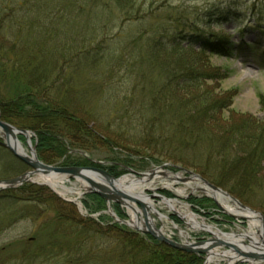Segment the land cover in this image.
<instances>
[{
	"label": "rangeland",
	"instance_id": "1",
	"mask_svg": "<svg viewBox=\"0 0 264 264\" xmlns=\"http://www.w3.org/2000/svg\"><path fill=\"white\" fill-rule=\"evenodd\" d=\"M1 1L3 2V7L8 2H14V6H10V4L4 11H1L0 25L3 27L2 30L6 31L7 29L8 35L31 32L40 34L44 38L51 37V41H58L64 44L65 48H74L75 46L78 48L80 46L86 50L88 48L91 50L103 48V52H98V55L94 52L96 55L95 63H90L93 61L92 59H87V63L83 62V64L87 65V69L82 70L79 75L77 74L74 80L75 82L79 80L77 82L80 87L78 90L84 91L85 99L82 98V102H86V107L89 110V112H83V109H80L76 115H78L77 117H84L89 126L97 129L99 134V136L97 135V142H89L90 145L85 144L86 147L82 149L76 143L73 144L67 138L64 139L65 136L62 137L63 139L58 137L56 143L66 148V154L70 157L68 159L64 158V156L58 157L53 153V150H48L40 154L39 160L41 162L51 166H66L67 160L82 161V157L76 152L84 150V154L83 152H79V154L84 155L88 161L96 165L117 163L119 167L124 166L131 169L132 172L127 171L124 175L134 178L147 177L148 181L152 182L150 187L143 188V194L153 201L154 207L160 213L166 215V218L159 220L156 214H153V224L160 229L165 237L180 243L209 242L215 238L223 239L217 233L226 234L228 237L230 234L239 236L241 233L248 231H258V226L261 228L259 219L257 223L249 222L246 216L228 211L218 197L208 191L201 190L200 188H207L202 181L196 178L184 180V178L190 176L187 173L188 171L200 176L199 171L202 166H199V164L196 168H191L175 159L166 157L164 154L166 153L165 150L160 149V145L165 141L162 136V138L156 136L154 143L148 148L140 147V144H136L144 142L141 134L137 131L141 128H147L140 124L147 120L144 121L139 115L133 116L132 112L134 110L132 108L130 110L129 108H123L125 104L120 102L124 99L123 96L129 95L131 92L140 93L139 96L142 97L141 95L146 93V89L149 88V90L153 91L154 86L163 85L164 79L161 72L163 66L160 65L158 67L155 63L159 61L165 62L164 59L168 55L160 58L154 57V59L148 58V55L150 53L154 55L155 51V48L154 50L150 49L151 38L149 41V35L151 33L148 30L157 23L154 19H151V15L155 14V18L162 19L163 23L167 20L164 25L168 33L172 32L171 27L175 24L174 21L169 22L168 20L171 18L173 20L177 16L181 19L179 22L182 25L177 24L178 29H186L187 27H183V24L189 19L191 21L195 20L199 29L207 31L210 27L206 26V21L204 22L197 16L214 3L218 8L228 7L227 10L230 13L232 12L233 15H230L228 21H222L219 25L214 26L212 23L211 29L214 32L231 34L232 40L235 42H238L239 38H241L240 40L245 44L244 48L234 50L230 56H225L208 51H199L196 46L190 49L183 41L181 46L184 56L191 62H197V66L205 70V72L214 70L223 76L219 80L215 79L205 84L213 90L215 97L223 98L225 95L230 100V102L228 101V107L222 112L224 118L228 115L238 117V114L249 115L256 119L264 118V37H262L263 40L260 45L253 44L261 39V35L255 26L258 15L254 16L253 14L260 12L259 17L262 18L261 26H264V0H235L233 4L228 0H137L142 3L143 8L141 11L146 12L149 9L150 13L145 14L143 19H137L136 21L125 19L120 15L119 9L113 8L114 4H102L100 0L97 2L99 7L90 9L82 7L83 9L79 10L68 5L71 0H0V4ZM80 1L82 6L86 4V0ZM148 1L150 2L149 4L146 3ZM252 3H254V8ZM149 5L150 7H148ZM8 19L12 21V24ZM20 24H23L22 27ZM11 39L12 37H10ZM246 43H250L251 46H246ZM169 48L171 49L172 47L170 46ZM176 48V51L179 52L178 46ZM194 52H197V54H194ZM178 54L176 53V55ZM168 61L170 60H166V62ZM10 77L11 74L7 79L5 77L6 82L0 81V92L2 94H6L8 91L6 88L8 81L11 80ZM0 79L5 80L3 75L0 76ZM42 94L37 96L43 97ZM2 111L0 107V119H2ZM13 111L16 114L17 109H13ZM10 112H12L11 109L6 108L4 113L7 115ZM20 121H22L21 118L18 123H22V128L16 127L28 131L30 136L29 144L34 148V152L38 157L35 143L31 139L35 132L29 128L28 123ZM165 126H168V124ZM168 130L167 137L169 138L173 136V127L170 126ZM18 139L22 142L28 155H30L26 137L18 134ZM0 140H3L1 134ZM13 157L8 150L0 149V180L17 176L29 169L27 166L24 167L25 165H18L16 158L14 157V159ZM126 160L128 161L125 165L124 161ZM152 170L156 171L153 176L138 175L139 173H147ZM38 174L40 173L33 174L27 181L22 183L30 182L46 186L57 198L67 204L71 203L80 219H89L97 222L100 228L118 224L130 230H137L142 234L152 236L148 232L136 229L141 227L127 223L130 215L126 205L120 204L125 216H118L112 207L113 202L96 194L104 199L101 204L102 208L93 210L85 207V199L90 204L95 203V200L88 196L95 193L86 192L82 189L81 184L84 180L78 179V177L62 175L66 177L63 182L67 187L80 190L81 193L80 195L66 194L61 197L57 194V190L46 182L32 180V177ZM258 175L264 179V164L260 167ZM122 176H119V178ZM98 178L95 181L105 183L102 176ZM3 186L4 184H0V188ZM179 190L182 191L179 192ZM254 191L256 193L254 197L252 196V202H250L252 205H243L263 215L261 209L264 210V185L259 186ZM162 193H166V195ZM133 196L141 200L137 196ZM203 198L207 200L202 202L205 209L201 211H205V215L208 216L195 212L193 207L194 204H197L196 199L202 200ZM162 199L170 201L174 208H169L163 203ZM127 202L136 208V216H138L144 226L145 220L142 207L135 201L128 200ZM96 204H98L97 200ZM228 204L233 206L235 210H243L231 200ZM17 210L19 209L16 207L12 209L0 207V220L3 225V230L0 232V264H64L62 260L67 257L68 252L65 250L56 251L57 254L54 253L56 257L53 258L48 256V254L45 257L44 255L50 249H43V246H46L52 240L62 246H66L69 242L67 240L78 241L74 240L79 239L76 238L77 234L74 236L66 232L50 234V228L53 227V224L52 227L47 224H41L45 221L44 217L47 214L40 216L36 221L23 219L18 222H12L15 219L14 215H16ZM186 211L195 216L197 222L206 224L208 228L194 226L190 220L191 216L188 214L183 215ZM48 214L51 216L53 212ZM147 220L149 219L147 218ZM252 223H255L256 226H250ZM223 240L236 245L241 250L240 246L234 242ZM239 241L243 246H250L252 243L248 235L242 239L240 238ZM91 242L88 241L84 246L87 248L92 245ZM87 244L89 245L87 246ZM41 247L42 249H39ZM24 249L25 251H23ZM212 249L218 252L232 250L240 257L234 264H255L248 262L253 261L252 259L244 258L234 249L224 245H215ZM33 254L35 255L33 256ZM202 257L203 262H205L206 254H202ZM253 262L264 264V261L261 260ZM217 264H225V261H219Z\"/></svg>",
	"mask_w": 264,
	"mask_h": 264
},
{
	"label": "trees",
	"instance_id": "2",
	"mask_svg": "<svg viewBox=\"0 0 264 264\" xmlns=\"http://www.w3.org/2000/svg\"><path fill=\"white\" fill-rule=\"evenodd\" d=\"M228 1L233 4L235 0ZM97 2L99 1L86 0V4L82 6L80 0H71L68 5L78 10L83 9L82 7L90 9L99 7ZM100 2L114 4L113 8L119 9L120 15L131 21L143 19L145 14L150 13L149 9L146 12L141 11L142 3L137 0H100ZM2 3L1 1L0 18L1 11L10 4L14 6V2H8L4 7ZM252 7L254 8V3ZM227 8H218L213 3L198 14L197 17L206 21V26L210 27L207 31L199 29L196 21L189 19L183 24L186 29H178L176 25H182L179 22L181 19L177 16L173 20L172 18L168 20L175 22L172 23V32L168 33L164 25L167 20L163 23L162 19L155 18V14L151 15V19L157 23L148 30L151 33L150 49L155 48L154 55L150 53L148 58L168 55L164 59L165 62L155 63L158 67L163 66L161 70L163 85L154 86L153 91L146 89L142 97L139 96L140 93L131 92L123 96L124 99L120 103L125 104L123 108L129 110L132 108L133 116L139 115L144 121L147 120L140 123L147 128L137 131L144 142L136 144L148 148L154 143L156 136H162L165 141L160 145V149L165 150L166 153H163L166 157L191 168H196L200 164L202 168L199 173L203 178L241 203L251 206L252 196L254 197L256 193L254 190L264 185V179L258 175L260 167L264 164V118L256 119L239 114L238 117L228 115L224 118L222 112L228 107L230 100L225 95L223 98L215 97L213 90L205 84L208 81L219 80L223 76L214 70L205 72L197 66V62L188 60L181 46L184 41L190 49L196 46L199 51L225 56H230L234 50L243 49L245 44L242 43L241 38L235 42L231 34L214 32L211 29L212 23L216 26L230 19V15L233 14ZM259 14L260 12L253 14L258 15L256 21H262ZM8 20L12 24V21ZM22 25L20 24L21 27ZM2 28L0 25V76L3 75V79L5 77L7 79L11 74V80L7 83V93L0 92L2 119L19 128H22V123H18L20 118L22 120L20 122L28 123L29 128L35 132L31 139L35 143L39 159L40 154L48 150H53L58 157L64 156L67 159L70 157L66 154V148L56 143L58 137L60 139L65 136L64 139L67 138L82 149L86 147L85 144L90 145L89 142H97V135L99 136L97 129L89 126L84 117L76 115L80 109H83V112L89 110L86 102H82L85 94L83 90H78L79 80L77 82L74 80L77 74L87 69V65L83 62L87 63V59H92L90 63H95L94 52L98 55V52H103V48L98 50L97 48L86 50L80 46L65 48L64 44L51 41V37L44 38L40 34L31 32L12 33L11 36L8 35L7 29L4 31ZM261 42L259 39L253 44L260 45ZM177 46L179 52L176 51ZM246 46L250 47L251 44L246 43ZM166 60L170 61L166 62ZM6 79L0 81L6 82ZM41 93L43 97H38L37 95ZM6 108L11 109L12 112L6 115L4 113ZM13 109H17L16 114ZM166 124L168 126H165ZM170 126L173 127V136L168 138L167 131ZM133 143L136 145L135 142ZM0 149L6 148L0 145ZM79 152L84 154L85 151L76 152L84 162L67 160L66 166L94 165L105 169L113 176L126 172L125 167H119L117 163L96 165ZM15 160L18 165H25ZM127 161H124L125 165ZM162 194L166 195V193ZM88 196L92 197L95 203L90 204L85 199V207L93 210L102 208L101 204L104 201L102 197L96 194ZM206 200L205 198L195 200L197 201L193 206L195 212L208 216L205 215V211H201L205 209L202 202ZM0 207L19 209L12 222L23 219L36 221L40 216L47 214L41 224L51 227L53 224L50 234L65 232L71 236L77 234L76 238L79 239L74 240L78 241L67 240L69 242H66V246L60 245L55 240L43 246V249H50L45 257L47 254L56 257V251L68 252L67 257L62 260L64 264H201L203 262L200 254L174 249L137 230H130L118 224L100 228L97 222L80 219L71 203L63 202L43 185L25 182L14 188L1 189ZM112 207L116 215L125 216L119 204L112 203ZM49 212H53V215L49 216ZM261 212L264 216V210L261 209ZM2 230L3 225L0 220V232ZM88 241H92V245L90 247L87 244L86 248L84 244Z\"/></svg>",
	"mask_w": 264,
	"mask_h": 264
},
{
	"label": "water",
	"instance_id": "3",
	"mask_svg": "<svg viewBox=\"0 0 264 264\" xmlns=\"http://www.w3.org/2000/svg\"><path fill=\"white\" fill-rule=\"evenodd\" d=\"M10 127L15 129L17 134H21L24 137H26L27 140V144L29 145L30 148V155L28 154H21L18 151L15 150V148H13L10 144ZM0 128L3 131V134H1V137H3V140H0V145L4 146L5 148H7L12 154L13 156H15L17 159H19L21 162H23L25 165L28 166V170L24 171L23 173L8 178V179H3L0 180V184H4L3 188H9V187H13L16 186L18 184H21L24 181H27L28 178L30 176H32L33 174H37V173H55V174H60V175H68L70 177H82L84 179V181H87L90 185V190L89 192H93L95 194H98L100 196H102L103 198L110 200L114 203L117 204H121V205H125V203H127V201H135L137 202L141 207L142 210L144 212V227L141 228H137L139 230L145 231L150 233L155 239H157L158 241L174 248L180 251H184V252H189V253H197V254H208V252L211 250L212 247H214L215 245H224L228 248L234 249L239 255H242L244 258H250L253 261L256 260H261L264 261V252H255V251H244V250H240L236 245L227 242L221 238H215L212 241L209 242H205V241H199V242H195V243H180L178 241L175 240H171L167 237H165L159 228H157L153 222L150 223L149 220H147L148 216H147V211L146 208L143 204V202L139 199H137L136 197H134L131 194L125 193L122 190H119L116 185L115 182L118 178H115L113 175H111L110 173H108L107 171H105L102 168L99 167H80V166H51V165H47L43 162H41L37 155L34 152V148L31 147V145L29 144V134L27 130L24 129H18L15 126H12L11 124L5 122L4 120L0 119ZM4 135V136H2ZM128 171L132 172L131 169L127 168ZM90 172L93 173L95 175H97L98 177L102 176V178L104 179L105 183H99L97 181H94L93 179H91L90 177L82 174V172ZM190 176L188 178H184V180L187 179H191V178H196L200 181H202L205 185V187L207 188H200L203 191H208L210 193H212L213 195L215 193H220L222 196L224 197H228L230 198V200L236 204L239 208L243 209V210H249L252 211L254 213H257L259 215V220H260V224H261V229L264 232V217L262 214H260V212H257L251 208H249L248 206L243 205L239 200H237L235 197L231 196L229 193H227L226 191L220 189L219 187L211 184L209 181H207L206 179L202 178L201 176H199L198 174H195L191 171L187 172ZM156 174L155 170H152L150 172L147 173H139L138 175H147V176H153ZM100 175V176H99ZM159 196V195H158ZM232 215V214H231ZM222 234V233H220ZM253 261H248V262H253ZM203 264H205V262H203Z\"/></svg>",
	"mask_w": 264,
	"mask_h": 264
},
{
	"label": "bare ground",
	"instance_id": "4",
	"mask_svg": "<svg viewBox=\"0 0 264 264\" xmlns=\"http://www.w3.org/2000/svg\"><path fill=\"white\" fill-rule=\"evenodd\" d=\"M261 23H262V21L259 20V21H257V24L255 26L261 35L260 38L262 41L263 40L262 37H264V26H261ZM11 125L14 126L13 124H11ZM0 134H3V131L1 130V128H0ZM9 135H10L11 146L13 148H15V150L21 154H28L26 152V150L24 149L22 142L18 139V134H17L16 130L10 127ZM2 136H4V135H2ZM28 147H29V145H28ZM82 174L90 177L94 181L99 179L93 173H89V172L85 171V172H82ZM76 177H78V176H76ZM79 178L81 180H84L82 177H78V179ZM34 179L46 182L52 188L57 190V192H58L57 194L60 195L61 197L65 196L66 194L80 195V193H81L80 190L73 189L72 187H67L63 182V180H66V177L62 176V175H57L55 173H48V174L40 173V174L32 177V180H34ZM151 182L152 181H148L147 177L134 178L132 176L124 175V176H122L116 180L115 185L117 188L121 189L122 191H124L128 194H131V195H135L138 198H140L142 200V202L144 203V206L146 207L149 222L154 223V217L152 216L153 214H156V216L159 218V220H162V218H166V215L160 213L154 207L153 201L149 200L148 197L143 194L144 193L143 188L150 187ZM81 186H82V189H84V191H86V192L90 190V185L87 181L82 182ZM10 188H14V187H10ZM181 191L182 190H179V192H181ZM214 196L218 197V199L221 200L223 206L228 211H231L232 213L237 214V215L242 214V215L246 216L248 218L249 222L257 223V221H259L258 220V217H259L258 214L254 213L252 211L239 210V209L235 210L233 206L228 204V202L230 201V198L221 197L222 195L220 193H215ZM162 201L169 208H174L173 207L174 205L170 204L171 203L170 201L164 200V199H162ZM125 205L128 209L129 215H130V218H129L127 223L132 224V225H136L139 227H144L142 222L138 219V216H136V208L128 202L125 203ZM187 214L189 216H191L190 220H191L192 224H194V226L201 227V228H208L206 224L197 222L195 219V216H193L189 211H186L183 215H187ZM255 223H252L250 226L255 225ZM217 235L223 237V239L230 240V241L234 242L235 244L240 246L241 250L264 252V232L262 231V229L259 226H258V231H256V232L248 231L246 233H241L239 236H235V235L230 234L228 237V235L220 234V233H217ZM246 235H248L250 237V240L252 242L250 246H243L242 244H240V241H239L240 238L242 239ZM238 258H240V257L238 255H236L232 250H230V251L223 250V251L218 252V251H214L212 249L206 255L205 264H217L219 261H225V264H234V262L236 260H238Z\"/></svg>",
	"mask_w": 264,
	"mask_h": 264
}]
</instances>
